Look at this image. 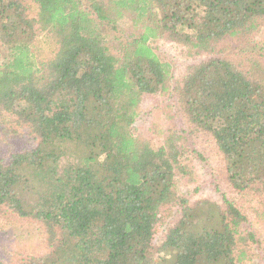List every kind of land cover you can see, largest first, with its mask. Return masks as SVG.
<instances>
[{
    "label": "trees",
    "instance_id": "obj_1",
    "mask_svg": "<svg viewBox=\"0 0 264 264\" xmlns=\"http://www.w3.org/2000/svg\"><path fill=\"white\" fill-rule=\"evenodd\" d=\"M0 223V264H264V0H0Z\"/></svg>",
    "mask_w": 264,
    "mask_h": 264
},
{
    "label": "rangeland",
    "instance_id": "obj_2",
    "mask_svg": "<svg viewBox=\"0 0 264 264\" xmlns=\"http://www.w3.org/2000/svg\"><path fill=\"white\" fill-rule=\"evenodd\" d=\"M171 43L166 42L164 45H161L160 48L157 47V52L162 55H167V61H175L176 63H180L183 58L180 57L177 51L171 48ZM155 47V46H154ZM171 49H170V48ZM168 48V49H167ZM156 49V48H155ZM172 63V62H171ZM159 103L156 105H161L162 97L157 98ZM159 116V120H164L160 116V112H157ZM211 159H214L213 155H211ZM210 160V159H209ZM196 180L194 182H189L186 180H180L177 184V189L180 191L179 193L188 196L191 193V190L196 189L195 199H207L217 201V196L214 192V183H211L209 176L207 177V169H199L197 168ZM1 224V223H0ZM0 229H6L0 226ZM1 231V230H0ZM2 232H4L2 230ZM6 236V234L4 235Z\"/></svg>",
    "mask_w": 264,
    "mask_h": 264
}]
</instances>
